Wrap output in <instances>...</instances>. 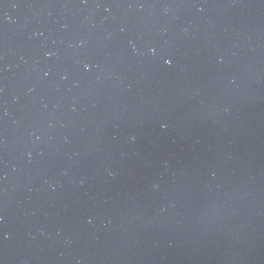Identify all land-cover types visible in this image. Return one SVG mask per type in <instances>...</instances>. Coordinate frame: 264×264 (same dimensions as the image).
<instances>
[{
    "label": "water",
    "instance_id": "95a60500",
    "mask_svg": "<svg viewBox=\"0 0 264 264\" xmlns=\"http://www.w3.org/2000/svg\"><path fill=\"white\" fill-rule=\"evenodd\" d=\"M0 264H264V0H0Z\"/></svg>",
    "mask_w": 264,
    "mask_h": 264
},
{
    "label": "clouds",
    "instance_id": "9594fccd",
    "mask_svg": "<svg viewBox=\"0 0 264 264\" xmlns=\"http://www.w3.org/2000/svg\"><path fill=\"white\" fill-rule=\"evenodd\" d=\"M165 63H170V61H165Z\"/></svg>",
    "mask_w": 264,
    "mask_h": 264
}]
</instances>
